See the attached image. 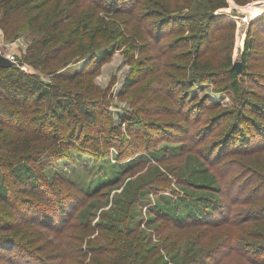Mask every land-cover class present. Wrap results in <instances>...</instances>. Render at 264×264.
<instances>
[{
  "label": "rangeland",
  "instance_id": "rangeland-1",
  "mask_svg": "<svg viewBox=\"0 0 264 264\" xmlns=\"http://www.w3.org/2000/svg\"><path fill=\"white\" fill-rule=\"evenodd\" d=\"M225 1L226 7L210 13L207 6L212 0H140L136 15L123 20L101 10L96 1L83 0L80 12L56 29L63 37L51 46L54 57L47 62L30 58L35 39L41 36L36 26L14 38L5 35V22L27 18L25 7L11 12L0 8L2 55L45 82L100 101L106 108L104 136L113 138L125 132L126 123L139 121L149 125L145 128L151 139L129 137H135L140 149H127L124 159L117 139H113L117 146L108 150L98 139L102 129L88 128L85 138L92 152L79 155L80 141L72 143L68 129L62 132L65 125L60 126L63 142L71 143L46 151L49 161L39 171L55 188L74 194L82 189L79 194H84L86 207L79 212L75 205L51 228L49 222L35 221L31 213L0 205L3 223H9L0 229V237L16 240L46 264H191V258L205 255H211L207 264H249L231 246L252 240L251 232L264 231V218L241 222L240 216L234 225L199 226L179 221L176 207L188 195L214 194L226 206L234 204L236 195L238 200L250 196L246 208L264 209V187H259L264 180V0ZM38 2L45 3L33 11L42 24L55 6L68 0ZM144 13L155 16L146 18ZM156 14L171 19L164 25ZM210 14L204 35L203 23ZM159 24L164 33L157 35ZM247 40L253 44L248 52ZM68 42L72 44L66 47ZM235 63H240L238 72ZM230 70L236 73L234 80ZM129 78L135 83L125 89ZM40 142L33 146L47 147L46 141ZM203 146L212 149V160L218 162L199 175L204 170L198 164ZM129 179L130 186L122 191ZM195 180L198 186L203 180L214 186V180L221 192L199 189ZM137 187L138 201L116 212V202L127 205ZM252 188L257 199L249 195ZM125 212L126 222H121ZM128 242L136 248L129 249ZM6 247L0 251V264H12L3 256L28 264L29 256L19 247Z\"/></svg>",
  "mask_w": 264,
  "mask_h": 264
},
{
  "label": "trees",
  "instance_id": "trees-1",
  "mask_svg": "<svg viewBox=\"0 0 264 264\" xmlns=\"http://www.w3.org/2000/svg\"><path fill=\"white\" fill-rule=\"evenodd\" d=\"M38 1L39 0H0V8H4L6 11L11 12L19 10L20 8L24 9L25 7L27 18H25L24 21L19 20L15 22V24H8V22H5V35L14 38L19 31L29 30L36 26L34 28L37 29V32L41 34V36L35 39L33 53H31L30 58L32 60L35 59L37 62L39 60L41 62H47L49 57H54V51L51 46L58 43L63 37L62 34H57L55 32L56 29L65 21L72 19V16L74 17V15L80 12L83 8V0H68V2L62 6L58 4L57 7L55 6V11L51 12L42 24H39L38 21L39 13L36 14L33 12L35 9H40V7L45 4L44 2L40 3ZM88 1H96L101 10L112 13L123 20L126 16L133 18L140 4V0ZM12 2L15 3L10 4ZM71 2L75 3L71 5ZM242 2L244 1L240 0V3ZM142 4L143 3H141V5ZM67 6H70L73 12H70ZM207 7L208 11L211 13L216 9L226 7V1L212 0V4ZM138 9H140V7ZM143 15L146 18L155 16V14L145 13ZM156 15L163 18L162 23L164 25L165 22H167L166 20L171 19L169 15ZM212 18L213 16L210 14V16H206L204 20L205 22L202 28L204 29V35L207 34V29ZM262 21L264 22V16ZM162 26L161 24L158 25L157 35L164 33ZM85 29H87V25ZM71 44L72 42H68L66 47ZM252 46L251 40H247L245 42V51H250ZM230 64L231 57L227 55V67H229ZM229 77L234 80L236 78V73L230 70ZM134 83V78L127 79L126 82H124L125 89ZM233 90L234 92L238 91L235 82L233 83ZM105 109L103 104L97 99H88L81 92H75L61 85L45 82L36 74L24 72L16 64L6 68H0V205L17 208L20 212L23 211V214L31 213L35 221L37 220L43 224L49 222L48 226L51 228L54 227L55 219L59 218L58 222H61L63 219L65 220V218L61 216L70 214L75 209V205H79V209H81L78 211L81 212L83 208L86 207L84 194H79L82 189L78 188L79 190L77 189V193L74 194L66 190V188H55L52 182H47V179L39 171L49 161L44 155L46 151H50V149L59 144L71 143L70 141L66 143L63 142V136H60L61 132L59 131L61 129L60 126L64 127L65 125L62 132L68 129V133L71 134L70 137L73 139L72 143H78L80 141L81 147L78 148L79 155L85 154L87 151L92 152L88 148L90 144L86 141L88 137L86 132L88 128L93 127L99 128V131L102 129L101 136L97 138L103 140L108 150L117 146V142L114 141L115 139L119 141L117 148L125 153L121 156V158L124 159H126L128 154L127 149H140L138 148L139 146H137L135 137L142 138L145 136L151 141L150 135L145 128L149 125H146V122L139 121H135L138 122V124H133L132 122L126 123L125 126H127L124 128L125 132L122 133V130L120 135H115L113 138L110 135L104 136L103 131H106V126L102 125V119H104L105 116ZM27 115H29L28 119H26ZM133 130L136 131L134 132ZM234 131H237V127L234 128ZM131 136L135 137L131 139L129 138ZM40 141H46L47 147L39 149L33 146L34 143H41ZM98 141L99 140L96 141L97 145L99 144ZM261 143H264V140H262ZM125 147H127L126 150H123ZM202 149L205 153H201L203 158L198 164H200L204 170H200L201 173H199V175H204L206 172H209L218 162V160H212L214 156L212 149L206 146H203ZM258 174L262 175L260 172H258ZM262 177L264 179V176ZM205 180H207V178H205ZM197 181L198 180H195V182H193L196 186L199 184L196 183ZM212 181L214 182V186L209 185L210 180L207 182L203 180L200 186H198L199 189L220 193V185L214 180ZM109 182L111 181L102 183L105 184ZM130 184L129 179L124 184L122 191H126V187L128 185L130 186ZM259 187H264V180L260 182ZM139 189L140 187H137L136 191L132 193L133 196L131 200H128V203H126L127 205L122 207L123 203L121 205L116 202L117 204L114 205L115 211H119L120 213L122 208L126 207L127 210L131 208V206L138 201L141 192ZM249 192V195L253 194V197L257 199L253 193V188ZM191 196L192 195H188V199L181 198L176 205L178 210L177 215L180 216L179 221L182 220L183 224L190 223L199 226L204 224L208 227H217L224 223L234 225L237 223L235 218L240 216L243 217L241 222L255 221L264 218V209L257 208L253 210L252 208H246V206H244L249 201H252V198L249 199L250 196L240 200H238L237 195L234 196V204L231 206H226L223 201L217 198V196H214V194H203L194 198H191ZM154 205L159 208L157 203ZM236 207H241V209H236V211H234ZM159 209L164 211L162 208ZM224 212H226V214ZM233 212L234 216L232 215ZM127 214V212L123 214L121 222H124L123 220L126 222ZM163 214L164 216H168L169 212L167 211ZM232 216L233 221L229 222ZM3 222H6V220L0 215V229L2 228V230L6 229L9 225V223ZM251 236L253 237L252 240H244L242 243L236 241L233 244L237 246L232 245L231 248L241 255L249 264H264V231H258L254 234L251 232L250 237ZM128 243L129 247L128 244L126 247L129 249H131L130 247H132L131 250L136 248V246H132L130 242ZM9 244L13 245V247H22L21 244L14 239L0 237V251L6 250V246ZM20 249L22 250L21 254L29 256V260L27 261L28 264H46L44 259H39L34 254L35 252H30L25 248ZM210 256L211 255H205L204 258L199 260L198 258L196 260L191 258L189 262L191 264H207V260L210 259ZM26 257L27 256H25V258ZM3 259H8L12 264H17V262H12V259L7 256H3Z\"/></svg>",
  "mask_w": 264,
  "mask_h": 264
},
{
  "label": "water",
  "instance_id": "water-1",
  "mask_svg": "<svg viewBox=\"0 0 264 264\" xmlns=\"http://www.w3.org/2000/svg\"><path fill=\"white\" fill-rule=\"evenodd\" d=\"M15 63L13 61H11L10 59H8L6 56L2 55L0 53V68H6V67H10L12 65H14ZM233 68L236 69V71L238 72L240 69V63H235L233 65Z\"/></svg>",
  "mask_w": 264,
  "mask_h": 264
},
{
  "label": "built area",
  "instance_id": "built-area-1",
  "mask_svg": "<svg viewBox=\"0 0 264 264\" xmlns=\"http://www.w3.org/2000/svg\"><path fill=\"white\" fill-rule=\"evenodd\" d=\"M1 31V30H0ZM1 33V32H0ZM1 36V35H0ZM8 59H10L11 61H13L15 64H16V62H15V60H13V58H9V57H7Z\"/></svg>",
  "mask_w": 264,
  "mask_h": 264
}]
</instances>
